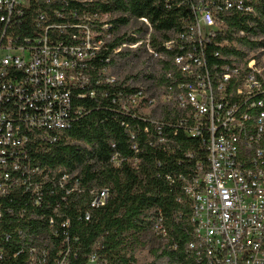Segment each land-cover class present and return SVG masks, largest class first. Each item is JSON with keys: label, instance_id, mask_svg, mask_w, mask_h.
<instances>
[{"label": "built area", "instance_id": "2783aa9c", "mask_svg": "<svg viewBox=\"0 0 264 264\" xmlns=\"http://www.w3.org/2000/svg\"><path fill=\"white\" fill-rule=\"evenodd\" d=\"M115 3L0 0V264H45L53 239L62 242L53 264L75 255L64 246L77 238L60 205L87 190L90 207L103 206L109 189L81 187L76 175L33 155L104 98L125 117L135 151L140 133L174 158L165 178L190 206L194 263L264 264V42L236 56L223 48L238 42L217 39L227 17H243L251 29L264 0H164L181 18L159 46L147 17ZM139 47L157 75L126 79L113 96V57ZM111 160L122 161L117 152ZM153 233L167 239L161 213Z\"/></svg>", "mask_w": 264, "mask_h": 264}, {"label": "trees", "instance_id": "16d2710c", "mask_svg": "<svg viewBox=\"0 0 264 264\" xmlns=\"http://www.w3.org/2000/svg\"><path fill=\"white\" fill-rule=\"evenodd\" d=\"M115 8L127 11L130 16L147 17L152 25L150 41L155 46L174 35L180 24L181 10L167 8L164 0H116ZM258 13L251 19V29L243 17L223 20L218 41L227 39L239 44L238 49L225 47L224 51L237 56L245 49L263 44L264 7H259ZM240 28L250 32L239 36ZM132 31L135 27L129 23V32ZM124 35L123 32L115 40L120 41ZM134 39L127 37V40ZM142 52L141 47L123 49L113 57L117 80L111 91L113 96L117 89L124 88L126 79H148L157 75V66L151 68ZM109 103L107 98L92 102L89 112L63 132L58 141L33 155L38 164L64 167L70 175L78 177L81 187L109 189L103 206L90 207L91 197L87 190L67 195L65 203L60 205L59 210L65 215L63 219L69 220L66 227L68 236L77 238L69 239L64 245L76 252L67 256V264H86L91 255L99 258V264H195L186 251L192 237L190 206L182 198V193L165 178L174 166V158L159 147L149 145L140 133L135 141V151L129 130L121 124L125 117L118 113L115 115L109 109ZM129 125L130 130L138 132L136 122L130 121ZM114 152L122 159L118 166L111 160ZM134 157L137 158L136 163ZM86 212L89 213L88 220L85 219ZM158 213H161L167 229L166 240L153 233ZM150 241L157 242L155 247H150L152 260L138 263V251ZM61 244L60 239L50 241V255L45 264H53Z\"/></svg>", "mask_w": 264, "mask_h": 264}, {"label": "rangeland", "instance_id": "374dc122", "mask_svg": "<svg viewBox=\"0 0 264 264\" xmlns=\"http://www.w3.org/2000/svg\"><path fill=\"white\" fill-rule=\"evenodd\" d=\"M157 242L150 241L149 244L145 246L144 249L138 251L137 253V261L138 263H146L152 260V255L150 252V247H155ZM87 264H94V263H87ZM159 264H164L163 262H159Z\"/></svg>", "mask_w": 264, "mask_h": 264}]
</instances>
